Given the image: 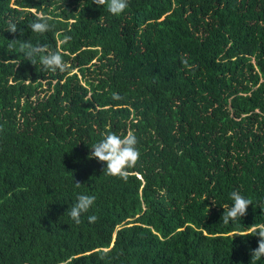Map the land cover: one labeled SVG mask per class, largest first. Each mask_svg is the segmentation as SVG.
<instances>
[{"label":"trees","instance_id":"1","mask_svg":"<svg viewBox=\"0 0 264 264\" xmlns=\"http://www.w3.org/2000/svg\"><path fill=\"white\" fill-rule=\"evenodd\" d=\"M0 129V264H264V0H0ZM129 131L137 164L103 174L91 147ZM232 191L252 205L226 224ZM78 194L96 197L79 225Z\"/></svg>","mask_w":264,"mask_h":264},{"label":"clouds","instance_id":"2","mask_svg":"<svg viewBox=\"0 0 264 264\" xmlns=\"http://www.w3.org/2000/svg\"><path fill=\"white\" fill-rule=\"evenodd\" d=\"M95 5L107 6V11L112 15H121L128 7V0H93ZM49 19L45 13L40 12L34 19L30 28L33 33L44 34L52 29V25L49 24ZM8 32L15 36L18 32L22 35L20 29L17 28L14 22H10ZM66 40L71 39L65 37ZM20 43V52L24 55L25 60L30 61L33 65L36 63V59H39V63L44 71H63L65 69V61L63 60L59 52L51 51L46 45H33L30 40L20 41L13 39L9 41V47H13L16 43ZM7 62V61H3ZM114 100H120L121 97L117 94H113ZM2 130V129H0ZM138 140L136 135L129 131L126 135H117L116 133H109L103 137L100 141L93 144L90 149V155L88 159L95 158L98 162L105 163L107 165L103 174H107L112 177H119L126 179L129 175L128 169L133 168L139 158L140 152L137 148ZM79 188L81 185L75 183ZM230 198L233 201L231 206H225L222 220L224 223L237 222L240 218L246 215L249 205H252L250 199L242 196L238 191H232ZM96 197L94 195L78 194L76 197V203L68 209L67 215L77 225L82 223V217L87 214L94 205ZM96 215L87 216L88 223L93 224L97 221ZM253 232L255 236L259 237L258 247L252 251V259H258L264 257V225H253Z\"/></svg>","mask_w":264,"mask_h":264}]
</instances>
